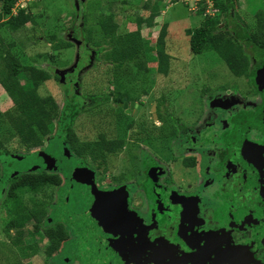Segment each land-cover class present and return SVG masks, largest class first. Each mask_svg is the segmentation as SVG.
<instances>
[{
  "label": "rangeland",
  "instance_id": "obj_1",
  "mask_svg": "<svg viewBox=\"0 0 264 264\" xmlns=\"http://www.w3.org/2000/svg\"><path fill=\"white\" fill-rule=\"evenodd\" d=\"M79 1L82 4L80 9L76 0L22 1L18 7L14 9V12L31 6L29 12L35 16L36 24L28 26L22 33H12L4 28L0 29V48L2 51H9L11 54L15 55L23 65L32 64L51 75L52 79L44 83L39 89V94L42 97H53L60 107L63 108L66 105L67 99L75 95L81 100H84V102H87L85 110H88L90 108L88 104L89 99L87 98L88 95L103 96L112 89L109 81L114 77V69L112 66L105 65L103 60L95 61V49L91 48L89 44H85L88 50L87 54L89 55L85 56V58L79 56L78 45L80 44L76 42L72 29L76 24L78 26L82 18L76 15V13H78V11L81 12V16L88 13L98 14L102 9H105V13H113L120 17L122 25L119 29V33L124 34L131 30H135L136 25L132 20L148 18L151 15V9L153 5H155L154 2L157 0H126L127 4L124 6L117 0ZM161 2L162 5L159 6V15L153 21L154 26L151 29H146L145 36L150 46L155 48L156 44L154 43H156L161 29L163 26H167L168 35L165 39V53L170 58L168 76L157 73V71H155L157 64L153 62L149 63L147 66L151 69L149 74L141 71L137 63L131 64L129 70L132 77L135 78L133 82L136 83L132 85L129 83L127 84L128 87L131 86V89H133L132 93H130L132 99L135 97L133 101L135 108L132 117L130 113L116 108L112 102H107L98 108H91V110L89 109L83 116L77 117L79 122L75 127V132L83 141H94L99 134L107 133L110 134L108 138L111 139L118 136V132H121L120 130H116L118 126V117L124 120L121 125L123 127L128 123V119L130 121L132 120L137 123L134 124V126L141 133V139H143L151 149L156 150L162 155L161 158H159L157 154H154L151 158V162L155 164V166L158 164L160 168L164 169L163 177L166 176L167 173L174 175V180H176L179 185L175 183L173 185L177 190H182L183 193L180 195H183L185 192L190 191L189 185L185 186V184H183L184 181L186 182L191 177L197 178L199 176L198 171L194 173L189 170L186 165L187 162L181 164L179 160L186 157L185 154L187 152V150H183L182 147V143L184 144L185 141L181 139V135L183 131L186 130L183 128V125L188 126L194 124L201 115L202 118L205 117L204 121L206 123L215 120L217 121L216 126L218 128H224L225 122L223 121V113L225 107L223 105L227 103L225 100L229 101L228 99H230L231 102L234 99L233 101L237 100L241 104V98L244 96L251 97V91L255 92L257 85L253 81V75L250 80L237 78L233 75L223 59L214 51H208L201 55L192 54L190 37L186 34V31L199 28L205 18L214 16L215 9L212 0H164ZM236 2L231 16L232 19H234V14H237L240 18L237 20L236 18L238 17H236L232 23L241 26L250 24L257 13L264 12V0H237ZM145 5H148V7L145 8ZM202 8H205V11L202 15H198L202 11ZM80 27H82V23L79 28ZM94 28L96 30L95 36L101 37V33L97 26ZM52 35H56L57 40L55 42L47 41ZM69 44H71V47H68ZM79 59L83 60L82 64L79 63ZM141 63L143 64L142 61ZM78 64L82 66L80 68L78 67L79 71L78 75L75 77L76 79L71 80L73 83L70 82V80H66L67 82L65 84L64 80L62 82L55 78L56 75L60 76V74L63 73L67 76L68 72H72ZM204 89H206V91H204ZM207 91H209L208 93H214L211 101L205 96ZM250 103L255 104L256 100H252ZM158 104H161L160 112L163 116L171 118L165 122L166 125L163 126L162 131H160V128H152L149 130L146 120L151 117V112ZM13 111L14 106L0 85V139L3 144L0 152L3 153V151L6 150L11 154L8 157H1V161L5 164V171L11 166L21 172L22 168L34 167L37 165L38 159L34 157L35 154L38 152L45 153L49 149L51 143L44 142L41 150H27L12 131L10 125L6 123L7 119L5 114ZM172 118L178 119V121L175 122ZM140 120H144L145 122L141 123ZM154 124L153 126L155 127L160 126L158 122ZM189 129H191V127L188 126V130ZM160 132H162L163 135H160ZM55 135L56 133L54 132L53 136ZM140 150L144 151L145 149L138 145H133V143H128L127 150H124L125 153L111 159L107 171V175L109 176L106 177L103 183L97 186L98 191L103 192L111 188L112 177L122 172L141 175L142 178L146 173V168L144 167V159L140 160V157L138 156L139 159L137 157ZM188 152L190 153V151ZM17 158H20L19 162H16L15 159ZM59 158L62 159L61 156H59ZM163 160H165V162ZM167 160L170 162H167ZM3 163L0 162V184L5 179L2 178L4 169ZM130 164L136 166L137 169L130 168ZM60 168L61 170L64 168L67 170L69 169V164L63 161ZM57 173L60 174L63 180V187L66 188L67 181L65 175L60 171ZM181 180L183 183H181ZM89 191L93 193L91 187ZM75 192L76 201L69 203V212H72L75 205L80 204L85 199V195L86 197L89 196L88 191L87 193L83 191L85 195H81L76 189ZM2 194L0 185L1 198ZM140 194L144 195L143 193ZM95 195H98V193H95ZM68 196L66 192L59 193L56 200L57 203L66 200ZM139 199L140 197H138V200L132 198L130 203L132 207L130 206V208L138 215L145 216L146 222H150L148 215L141 210L142 203ZM88 204L83 207L84 209L76 218L77 220L81 217L82 219L85 217H83V213ZM66 214H68V210ZM66 214L64 216H66ZM76 215L73 216V219ZM4 219H6V213L0 208V242L9 240L6 233H4ZM184 219L187 223L192 222L189 220L191 218L188 216H185ZM59 221H61V219H59ZM170 223H173L172 225L176 224V222L173 221H170ZM173 227L171 226V228ZM180 227L181 226H178V228ZM12 235L13 234H10V236ZM166 237L170 240L172 238L177 240L182 236L174 237V235L171 234V229H169ZM73 239L78 241V238L75 236ZM228 243H226V241L224 242L228 247L226 250H233L232 247L228 246ZM87 244L94 245L91 241ZM144 246L145 243L143 242L140 248L131 249L128 256H126V253H123V250L120 251L121 253L118 259L119 261L121 260V264H123V262L126 264H154L155 262H159L158 264H165V259L167 257L171 258L172 255L174 256V251L172 253L170 249H173V247L166 241L163 248L159 250L151 245ZM248 248L245 249V252L250 251V248ZM229 254L230 251L228 255L222 253V256L226 260L219 262L221 264H245V262L233 261ZM8 256H10L9 260L12 261L10 253ZM61 256V252L59 257L55 256L53 264H60L62 261L58 260H62L60 259ZM145 259H147V262ZM43 260L44 255L38 253L35 257L33 256L25 259L23 264H39ZM184 261L191 264L190 259L186 257L184 251L181 249L179 256L176 257L175 254L173 263L180 264L184 263ZM62 263L65 264L64 262ZM81 263L82 261L80 262L79 259H76L74 263L71 264ZM200 264L205 263L203 261Z\"/></svg>",
  "mask_w": 264,
  "mask_h": 264
},
{
  "label": "trees",
  "instance_id": "obj_2",
  "mask_svg": "<svg viewBox=\"0 0 264 264\" xmlns=\"http://www.w3.org/2000/svg\"><path fill=\"white\" fill-rule=\"evenodd\" d=\"M22 1L30 0H0V29L22 33L28 26L36 24L35 16L29 12L31 6L14 12ZM76 1L80 9L82 4L79 0ZM117 1H120L123 6L127 4L126 0ZM161 1L164 0L154 2L155 5L148 18L132 20L136 25L135 30L124 34L119 33L122 25L120 17L113 13H105V9L98 14L88 13L81 16V12L76 13L82 18L78 26L76 20V26L72 29L76 42L80 44L78 45L79 56L85 58L89 55L85 46L89 44L95 49V61L103 60L105 65L112 66L114 69V77L109 81L112 89L103 96L88 95L90 110L107 102L115 105L123 98L135 100V97L132 99L130 95L132 87L127 86L128 83L136 84L129 70L131 64L137 63L141 71L149 74L151 69L147 66L153 62L157 64L155 70L157 73L168 76L170 58L165 53L167 26L161 29L154 43L155 48L150 46L145 36L146 29L154 26L153 21L159 15ZM236 1L212 0L215 9L214 16L205 18L199 28L186 31L190 37L191 52L194 55H201L214 51L237 78L250 80L254 74L255 79L259 81V73L264 65V12L257 13L250 24L241 26L232 23L236 17H238L237 20L240 18L237 14H234V19L231 16ZM147 7L148 5H145V8ZM204 11L205 8H202V11L197 14L202 15ZM81 23L82 27L79 28ZM96 26L101 37L95 36L94 27ZM56 40V35L47 39L51 42ZM68 47H71V44ZM82 62L83 60L79 61L80 64ZM81 66L78 64L72 72H68L67 76L63 77L60 74L55 78L62 82L64 80L65 84L66 80L73 83L71 80L76 79ZM51 79L48 72L32 64L23 65L15 55L9 51H2L0 48V85L14 106L13 112L5 114L7 121L11 123L12 131L27 150L42 149L44 142L51 143L56 155L61 156L69 164V169H63L67 179L66 188L63 187V180L58 174L20 175L16 173V168L8 167L6 177L0 184L1 193H3L2 198L0 197V208L6 213L4 233L9 240L0 242V264H23L25 259L35 257L38 253L44 255V260L39 264H52L54 257H59L60 252L62 253L61 261L68 262L67 264L74 263L78 258H85L89 264H107V262L101 263L96 260L95 256L98 252L84 246L82 242L73 241L66 230L67 224L62 221L67 222L68 220L70 226H75L73 216L78 214L90 200L97 197L89 191V188H92L91 175L85 168V162L93 160L94 155L102 152V147L104 150L109 149L115 153L121 152L124 148L123 137L118 132L117 138L111 140H107L109 135L99 134L95 141H82L77 136L75 127L78 123L77 117L83 116L89 110H85L87 102L72 95L70 99H67L66 105L61 108L53 97H42L39 89ZM208 92H205V96L211 101L214 93ZM160 105L157 106L158 119L167 122L171 117H163ZM251 114L253 115V112ZM234 119L237 123L243 124L240 121L241 118L234 117ZM173 121L177 122L178 119H173ZM117 122V130L121 132L125 131L126 127L132 126V120L129 119L125 127L121 126L124 122L122 118L118 117ZM258 124L256 120L249 121L245 126L246 131L256 129V132ZM53 131L56 133L55 136H53ZM257 133H260L259 130ZM160 135L163 133L160 132ZM137 136L141 138V133ZM2 147L0 142V149ZM66 147L68 150L65 149ZM4 151V154H0V161L1 157L11 155L6 150ZM65 153H69L70 157L67 158ZM59 165L61 166L62 163ZM48 168L51 169L50 166ZM55 168L56 161L52 169ZM75 189L81 195L84 194L83 191L86 193L88 191L89 196L86 197L84 194L86 200L75 205L72 212H69V203L76 201ZM61 192H66L69 196L58 205L56 200ZM232 192L235 193L236 189ZM67 210L68 214H66ZM59 219H61L60 222ZM10 234L13 235L10 236ZM8 251L12 261L9 260Z\"/></svg>",
  "mask_w": 264,
  "mask_h": 264
},
{
  "label": "flooded vegetation",
  "instance_id": "obj_3",
  "mask_svg": "<svg viewBox=\"0 0 264 264\" xmlns=\"http://www.w3.org/2000/svg\"><path fill=\"white\" fill-rule=\"evenodd\" d=\"M263 68L264 65L261 70ZM253 77L257 86L255 92L251 91V97L241 96V104L237 100L233 101L234 99L231 102L230 99L225 100L227 103L223 105L225 107L224 128H218L215 120L206 123L205 117L202 118L201 115L194 124L188 125L191 129L188 130V126L183 125L186 130L181 135V139L185 141L182 147L187 152L186 157L179 159L180 163L187 162L186 165L191 172H199L197 178L191 177L184 183L181 180L185 186L189 185V192L180 195L183 191L174 187V183L179 185L174 180V175L167 173L163 177L164 169L151 162L154 154H157L159 158L162 155L151 149L143 139L138 138L137 134L140 132L134 126L137 123L133 121L131 127H126L125 131L119 133L123 137L124 144L121 152L115 153L109 149L104 150L102 147V152L94 155L93 160L86 161L85 168L91 175L90 184L93 193H98L97 197H99L124 189L128 193L127 205L124 212L119 209L116 212V207L112 211L105 209L104 212L87 215L77 220L83 208L73 219L75 226H70L68 221L62 219V222L67 224L66 230L71 239L75 241L73 238L77 237V243L82 242L84 246L98 252L95 256L96 260L101 263L107 262V264H121L118 258L122 250L128 256L131 249L140 248L143 242L145 246L151 245L159 250L163 248L165 241L173 247V249L170 248L172 253L174 251V256L167 257L165 264H174L175 254L176 257L179 256L181 249L190 259L191 264H200L203 261L205 264H221L219 261L226 260L222 253L228 255L229 251L233 261L264 264V84L257 81L254 74ZM252 100H256V103H250ZM131 104H133L132 109ZM114 106L130 113L131 117L134 113V102L127 98L118 100ZM156 108L155 112H151V117L146 120L149 130L161 129L166 125L164 121H159ZM234 117L241 118L240 121L243 124L237 123ZM252 120L259 122L257 129L260 133H257L258 130L255 132L256 129L246 131V123ZM155 122L160 123V126H153ZM6 123L11 127L10 122ZM234 125L238 127L240 125V128ZM107 135L110 137L109 133ZM0 142L2 144L1 139ZM128 143L145 149L140 150L137 157L139 156L140 160L144 159L146 173L141 178V175L122 172L112 177L111 188L103 192L98 191L97 186L109 176L107 171L110 160L125 153ZM65 149L68 150V147ZM54 151L55 148L50 145L45 153L35 154L34 157L38 159L37 165L22 168L21 172L16 170V173L20 175L30 173L57 175L58 171L63 173L58 164L64 160ZM4 153L5 151L0 152V154ZM44 155L55 159V169L48 168ZM65 155L67 158L70 157L69 153ZM48 161L51 163L50 160ZM167 162L170 161L167 160ZM130 165V168L137 169L136 166ZM3 166L2 177L5 178L8 168L5 171L4 163ZM233 189H236L235 193L232 192ZM138 197L142 203L141 210L148 215L150 222H146L145 216L138 215L130 208L131 199L138 200ZM96 198L88 203L90 204ZM185 216L190 217L189 220L192 222L187 223ZM170 221L176 224L172 225ZM177 225L181 227L178 228ZM171 226L174 227L171 228ZM169 229L174 237H182L177 240L168 239L166 235ZM89 241L94 245L87 244ZM225 241L233 250H226L228 247L224 244ZM248 247L250 251L245 252ZM78 259L82 261L81 264H89L85 258ZM145 261L147 262V259ZM60 264L63 263L60 262ZM123 264L126 263L123 262ZM180 264L189 263L184 261Z\"/></svg>",
  "mask_w": 264,
  "mask_h": 264
},
{
  "label": "water",
  "instance_id": "obj_4",
  "mask_svg": "<svg viewBox=\"0 0 264 264\" xmlns=\"http://www.w3.org/2000/svg\"><path fill=\"white\" fill-rule=\"evenodd\" d=\"M259 82H263L264 84V68L260 71ZM132 108H133V104H131V109ZM153 111L155 112V108L153 109ZM154 117L156 118V115H154ZM44 156L47 161V165L50 166V168H52L55 165V161L51 159L48 155H44ZM48 160H50L51 163ZM127 198H128V193L124 189L116 190L106 195L100 196L96 198L94 201H92L86 207L83 213V217L98 212H104L105 209H107V211L108 210L112 211L116 207H117L116 212L118 209L124 212L125 207L127 205Z\"/></svg>",
  "mask_w": 264,
  "mask_h": 264
},
{
  "label": "clouds",
  "instance_id": "obj_5",
  "mask_svg": "<svg viewBox=\"0 0 264 264\" xmlns=\"http://www.w3.org/2000/svg\"><path fill=\"white\" fill-rule=\"evenodd\" d=\"M22 9H23V8H22ZM62 75L64 76L65 74H62ZM18 159H20V158H18ZM18 159H17V160H18ZM18 161H19V160H18Z\"/></svg>",
  "mask_w": 264,
  "mask_h": 264
},
{
  "label": "built area",
  "instance_id": "obj_6",
  "mask_svg": "<svg viewBox=\"0 0 264 264\" xmlns=\"http://www.w3.org/2000/svg\"><path fill=\"white\" fill-rule=\"evenodd\" d=\"M197 2H198V1H197ZM197 2H196V3H197ZM194 11H195V10H194Z\"/></svg>",
  "mask_w": 264,
  "mask_h": 264
}]
</instances>
